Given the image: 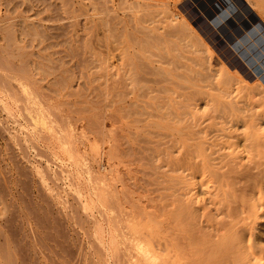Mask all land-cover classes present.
<instances>
[{"label": "rangeland", "instance_id": "obj_1", "mask_svg": "<svg viewBox=\"0 0 264 264\" xmlns=\"http://www.w3.org/2000/svg\"><path fill=\"white\" fill-rule=\"evenodd\" d=\"M105 1L102 0L101 3V0H67V2L59 0L57 1L59 10L54 11L52 8L49 9L44 2H41L43 3L41 5L36 0H0V29L6 26L5 28L15 27L18 31L15 40H12L10 44L6 39H1L0 36V50H5L2 55L8 54L6 55L7 59L12 60L16 66L23 67L24 64V67H28L24 68L25 74L30 73L26 75L32 78L41 89H44L49 100H51L49 101L50 108L55 112H59L61 120H64V124H66L67 131L72 133L75 131L74 137L81 140V143L77 142L81 153H79L80 151L78 153L66 152L65 155L64 152L68 150L58 149L57 144L50 143L54 141L50 139L49 143L55 151L52 147L50 150L47 147V149L39 147L43 150L38 149V152L37 150H30L27 152V157H29L26 159V155L18 150L20 146L17 149V146L10 139L12 136L19 134L20 128L18 125L19 123L25 125L24 118L18 115L17 107H11V104L7 106L11 107L8 109H12L13 114L10 116L11 111L3 108L4 104L6 107L7 102L0 103V231H3L1 241L5 242L4 240L8 238L9 243L13 244V253L18 248L24 249L27 252L25 254L27 255V263L25 264H50L53 259H58V257L48 253L47 247H41L40 242L46 239L44 237L45 232L50 234L53 232L50 229H55L54 227L59 223V226L63 225L61 229L67 227L62 229L68 241L65 240L66 247L75 239L74 242L81 250V256L86 257V259L82 257L83 260L88 261L91 258L90 261L93 260L94 262H91L96 263L98 261L95 262V259L98 260V256L94 257V255L101 252L103 260L99 264H112L109 248L111 238L109 232H107V229L109 231L107 222L110 217L109 208H107V202L109 201L106 202L105 200L100 203L98 201L100 199L97 200L95 198L97 196L94 194V197L92 193L97 190L95 187L106 189L105 192L109 193V186L113 183L112 180V183H108L110 178L107 172L110 173V166L107 163L106 156L108 155L109 145L105 146V142L108 141V131L112 128L111 118L116 111V107H119V110L122 109L121 116L130 128V130L127 129L128 127L126 128V139L129 142H124V150L128 149L127 146L130 144V150L128 149L126 152L132 154L136 161L135 164L131 165L135 166V170L131 167V171H134L135 176L132 172H130L132 173L131 177L130 175L127 176L130 179L134 176L132 180L126 179L130 183L127 184V187L130 192L139 193L137 196H147L149 199L147 201L162 197L160 195L164 197V195L166 196V194L172 192L169 191L170 189H167L169 193L166 189L164 190L165 186H168V177H172V174L174 177L179 174L178 176L184 177L187 183L190 181L187 172L182 173L181 169L178 171L179 167L184 166V163L180 165V162L176 166L175 172H178L177 174L172 172V167L166 165L168 164L166 161H169V157L172 155V144L175 141L172 136L176 135L175 138L179 142L180 136L182 140L187 137V143L192 146L193 152L202 148L207 154H212V158L216 159L215 163L219 164L223 155H227L235 149V143H241V140L236 138V134H243L244 130L240 128L236 132L237 130L234 127L241 126L242 120H264V19L258 16L256 11L244 0ZM106 3H108L107 6ZM123 3H125V7H127V3L129 5L132 3L134 6L137 3L142 8L152 6L147 7L146 14L143 12L137 13L138 17L134 20V17H130V12H127L126 9L124 11ZM102 4L105 5L104 10ZM132 5L129 7H133ZM122 9L125 13L122 12ZM108 12L111 13L110 16ZM56 14H59L64 20L58 22L46 20L48 16L54 17ZM112 16L115 18L113 19ZM109 19L111 22H109ZM120 19L124 21V24ZM183 21L189 25L191 34L188 32L189 30L185 31L183 29L184 34H181L180 37L178 31L174 28V24L180 25L183 24ZM117 22H121V24L119 25ZM21 23L24 25L23 27H20ZM36 25H41L40 31L46 33L39 34L36 37L27 34L33 29L39 31L37 29L39 26ZM183 31L179 30L181 33ZM185 35L187 39L184 38ZM180 43L181 45H179ZM176 48H180L181 51H177ZM190 50L192 53H190ZM9 56L12 58H8ZM204 57L208 59L206 60ZM27 69H29V72H27ZM213 74L214 76H212ZM120 79H123L124 83ZM118 80L120 81L118 82ZM130 80L134 81L130 82L131 85H129ZM116 82L119 85H116ZM225 83H229V85H225ZM194 84L197 85V88ZM233 90L235 92L230 94ZM171 93H174V95ZM117 94L121 99L120 101H124L120 106L114 107L113 101ZM244 94L246 96H243ZM2 105L3 107H1ZM59 105L62 107H59ZM250 107L252 108L250 109ZM239 120L241 123H236ZM175 125L178 129L175 128ZM97 127L99 129L103 127L107 139L104 137V145H101V158L98 157L97 162H95L93 157L95 154L92 151L91 153L89 148H91V143L95 144L94 141L100 139ZM81 130L85 133L83 134ZM94 131L95 133H93ZM8 132L9 134H7ZM248 132L250 133L249 130ZM92 133L93 135L90 136ZM83 135L87 138H84ZM99 144L102 143L99 141ZM179 144L177 146L181 147V142ZM257 146L252 151V155L253 152L255 155L264 153V144L260 143ZM173 150L175 151V149ZM78 154L86 160L78 158L80 156ZM244 156H246V153ZM70 157L72 160H70ZM133 158L131 157L135 162ZM84 161L89 165L88 168ZM80 162L83 165L79 164ZM96 163L97 165H95ZM98 164H100L99 169L101 171L96 170ZM44 167H51L50 172L52 173V170H54L53 173L55 174L57 171L56 175L58 176L59 173V177L53 179L51 176L55 175H52V173L49 176L50 172L48 174V170L46 171ZM39 169L45 173L43 174L42 171L41 173L36 172ZM89 170H92V172ZM88 171L91 175L94 173L93 178L88 175ZM95 172H101L99 174L106 176L105 179L102 177V182H96L95 177L98 176V173ZM94 175L96 176L94 177ZM47 176H49V180L45 178ZM90 177L92 178L91 181L89 180ZM135 177L138 180L134 179ZM206 180L209 182V177ZM163 181H167V183ZM72 182L75 186L71 185ZM197 183L198 181H196L198 186H194L195 191L202 195L206 190L204 189L206 186L202 187ZM103 185H106V188ZM206 185L208 184L206 183ZM61 196L62 199L60 200ZM203 197L205 198V196ZM37 206L38 208H36ZM50 210H52V213ZM259 212L261 218L257 219L253 232L254 239L257 241L255 243L264 247V207ZM98 213L100 214L98 215ZM61 214L63 217L65 216L63 220ZM47 219H49V222ZM58 219L60 220L57 221ZM38 222L42 225H36ZM63 222L64 224H62ZM95 222L97 223L96 227L102 228L97 230ZM100 223L102 226L98 225ZM33 224L36 226H33ZM48 228L50 233L47 230ZM59 228L57 226L56 230H60ZM101 229L103 233L102 241L104 242H102L103 244L99 243L102 245V249L99 250V246H97L99 244L96 241L100 240L101 242L99 234ZM93 230H97L96 236V231L94 233ZM98 234L100 237H97ZM94 241L95 243H93ZM47 244L58 247L55 245L56 243L49 240ZM92 247L96 252L92 251ZM39 251L43 257H47L49 254L48 258L45 257L46 260L48 259L47 261L44 260L41 254L39 255ZM29 258L33 260L28 261ZM83 260L82 263H84Z\"/></svg>", "mask_w": 264, "mask_h": 264}, {"label": "bare ground", "instance_id": "obj_2", "mask_svg": "<svg viewBox=\"0 0 264 264\" xmlns=\"http://www.w3.org/2000/svg\"><path fill=\"white\" fill-rule=\"evenodd\" d=\"M36 1L39 3L44 2V4L48 5L49 9L52 8V9H54V11L59 10L58 9L59 4H57V1H59V0H56V1L55 0H36ZM60 1H62V0H60ZM65 1L67 2V0H64V2ZM107 1L108 0H106L105 2H107ZM121 1H123V0H121ZM244 1L249 6H251L252 9H254L256 11L258 16H260L264 19V0H244ZM101 3H102V0H101ZM125 3H123L124 5H122V6L125 7ZM32 4H33V2H32ZM42 4L43 3H41V5ZM104 4H102V5H104ZM107 4L108 3H106V6H107ZM131 5H132V3L130 5L127 3L126 4L127 7H125V8L123 7V8H124V11L126 9L127 12H130L129 15H130V17H134V20H135V18L138 17L136 15L137 13L143 12L146 14V12H147L146 10L148 9L147 7L152 6V5L151 6L149 5V6H145L144 8H142L136 3L135 6L132 5L133 7H129ZM104 8H105V5L103 6V10H104ZM113 8H115V7H113ZM124 11L122 9V12H124ZM36 12H38V11H36ZM111 13H113V12L111 11ZM111 13L108 12V15ZM56 15L54 17L48 16V18L46 20L57 21V22L64 20V18L61 17L59 14L57 16ZM109 16H108V18H109ZM127 17H129V16H127ZM112 18H113V16H112ZM117 19H116V21H118ZM142 19H143V17H142ZM101 20H102V18H101ZM122 20H124V19L122 18ZM122 20L120 19V21H122ZM134 20H131V21H134ZM124 21H122V23ZM109 22H111V20ZM117 23L119 25L121 24V22L120 23L117 22ZM21 26L23 27L24 25L21 23L20 27ZM40 26L37 28V29H39V31H40ZM5 27L0 29V33H1L0 36L2 37L1 39H3V40L6 39L10 44V42L12 43V40L13 41L15 40L16 33L18 31L13 26H11L13 28H9V27L5 28ZM98 27H100V26H98ZM25 28H23V29H25ZM174 28L178 31V34H180V37H181V34H184L183 29L185 31L189 30V25L185 21H183V24H180V25L174 24ZM179 30L183 31V32L181 33V32H179ZM39 31L36 29H33L32 31L27 32V34L29 33V35L36 37L39 34L43 35L46 33L43 31H40L41 32L40 33ZM104 32H105V30H104ZM188 32L190 33L191 29ZM192 32H193V30H192ZM121 35H122V33H121ZM148 37H150V36H148ZM186 37L187 36L185 35L184 38H186ZM170 38H172V37H170ZM174 39H176V38H174ZM186 39H184V40H186ZM105 40H106V37H105ZM179 40H181V39H179ZM134 41H136V40L134 39ZM198 41H199V39H198ZM112 42H114V40H112ZM157 43H159V42H157ZM179 45H181V43ZM114 47L116 48L115 45H114ZM145 47H146V45H145ZM159 48H161V47H159ZM176 49H173V50L175 51ZM178 50L181 51L180 48H178L177 51ZM117 52H118V50H117ZM2 53H5V50H0V103L2 104V102L4 103V101H6L7 103H6V107H5V104H4V107H3V105L1 107L7 108V109L11 108L12 106L17 107L18 115H20L21 118H24V121H25L24 126L21 123H19L20 121L19 122L17 121L19 123L18 126L20 128V132H18L19 134H17V131H16L17 135H14L10 138V139H12L14 144L17 146V149L20 146L18 150H20L21 153L26 155V159L29 157V156L27 157V155H28L27 152H29L32 149L34 151L37 150V152H38L39 151L38 149L47 147L50 150L51 147L53 148V146H51L50 143H53L55 145L57 144L56 147L58 149L60 148V150H62V149L68 150V151H65L64 154L66 152H68V153L69 152H72V153L77 152L78 153L80 151V147L77 144V142L78 141L80 142L81 140L80 139L77 140L74 137L73 134H75V131L73 129L72 130L74 131V133H72L71 131L70 132L67 131V128L65 126L66 124H64V120H61V115L59 114V112H55L54 110H52L50 108L49 101H51V100H49L48 95L45 93L44 89H41L38 86V84L36 85L35 81L32 80V78H30L29 76L26 75V74H30V73L25 74L24 68H28V67H24V64H23V67L20 66L23 69L20 68L19 66H16L12 62V60L7 59L6 55H8V54L2 55ZM132 53H133V51H132ZM190 53H192L191 50H190ZM10 57L11 56H9L8 58H10ZM204 58H206V57H204ZM207 59L208 58H206V60ZM27 72H29V69H27ZM206 73H208V72H206ZM212 76H214V74ZM215 76H217V75H215ZM31 77H32V75H31ZM197 77H198V75H197ZM140 79H141V77H140ZM120 80H122L121 82H123V79H120ZM120 80H118V82ZM134 80H135V78H134ZM212 80H213V78H212ZM229 80H231V79L229 78ZM226 81H227V79H226ZM118 82H116V85H119ZM130 82H134V81L130 80L129 83ZM116 85H114V86H116ZM129 85H131V83ZM132 85H133V83H132ZM225 85H229V83L228 84L225 83ZM194 86H195V84H194ZM213 86H214V84H213ZM117 87H115V88L117 89ZM163 88H164V86H163ZM192 88H193V86H192ZM195 88H197V85L195 86ZM160 89H162V88H160ZM234 92L235 91L233 90L232 92H230V94H233ZM242 93H244V92H242ZM118 94H117V96H118ZM203 94H205V93H203ZM172 95H174V93ZM241 95H239V96H241ZM117 96H115V100L113 101L115 104V106L113 105L114 107H116L117 105L120 106L121 103L124 101L123 100L121 102L120 97L119 96L117 97ZM187 96H189V95H187ZM243 96H246V94H244ZM236 97H238V96H236ZM241 97H240V99L242 100ZM10 104H11V107H7ZM239 104H238V106H239ZM18 107H21V108L19 109ZM59 107H62V106L59 105ZM251 108L252 107H250V109ZM115 109H116V111L115 112L113 111L114 114L112 115V118H111L112 128L109 130L110 132L108 131V133H109L108 141L105 142V146L109 145L108 146L109 150L107 149L108 155L106 154L107 155L106 156L107 157V163L110 166V173L107 172V175L109 174L108 177L110 178V181L108 183H112V182L113 183H112V185L110 184V186H109V189H110L109 193H106L105 192L106 189H100V187H99V189L95 187V189H97V190H94L95 193H92L93 196H94V194H95V196H97V197L94 196L95 198H97V200L100 199V200H98V201H100V203H102L101 201H105V200H106V202H107V200L109 201V202H107L108 207L106 204L105 205L107 208H109V216H110L109 221L107 220L109 222V225H108V222L107 221L106 222H107V227L109 226V231L107 229V232H109V235H110L109 237L111 238L109 248H110V254H111L110 259L112 261V264H264V247L258 246V244L255 243L257 241H255V239H254V232H253L257 219L261 218L259 211L261 208L264 207V156H263L264 153L263 154L258 153L257 155H255L253 152V155H252V151H254V148L257 146V144H260V143L264 144V120H256V121L255 120L254 121L253 120H251V121L250 120H248V121L242 120L241 126L234 127L237 130L236 132H238V130H240V128L244 130L243 134H236V138L238 140H241V143H239V144L235 143L234 144L235 149L232 150L227 155H223L219 164L215 163L216 159L212 158V154H207L206 151L202 150V148H199V150H194V152H193V150L191 149L192 146L187 143L188 142L187 137L184 138V140H182L181 136H180L179 140L181 142V147H178L177 144H179L180 142L178 140H176V138H175L176 135L172 136V138H174V140H175V141L173 140L174 143L172 144V148L175 149V151L172 149V155H171V153H169L171 155L169 157L170 159L168 158L169 161L168 160H167L168 162L166 161V163H168V164H166V163L165 164L172 167V172H175L176 166L179 165L180 162H181L180 165L182 163H184V166L182 165L181 167H179L178 171L181 169L183 171L182 173L187 172V175L190 178V181L187 183L185 181L184 177H179L178 176L179 174H177L178 172H175L177 174V176L174 177L173 174H172V177L169 176L168 180H167L168 186L167 187L165 186V188H164V190L166 189V191H167V189L168 190L170 189L169 191H172V192L169 193V191H167L169 194H166V196L164 195V197H163V195H160L162 197H160V198L158 197V199H156L157 198L156 197L154 200L147 201V200H149L147 198V196H143V195L137 196L139 193H133V192H130V190H128L127 184H130V183H128V181H126V179L129 180L130 178H128V177H129V175L131 177L132 173L135 176L134 171L133 172L131 171V169L132 168L134 169L135 166L134 165L131 166V165L133 163L135 164L136 161L133 158L132 154L130 155L129 153L126 152L128 149L130 150V146H129L130 144L129 145L127 144L129 141H127L128 139H126L127 138L126 137V135H127L126 130L127 129L130 130V128L128 127L129 125H126V123L123 120V117L121 116L122 115L121 114L122 109L119 110V107L118 108L116 107ZM11 110L8 109V111H11ZM11 114H13L12 111L10 113V116H11ZM164 116H165V114H164ZM100 118H101V116H100ZM126 119H127V117H126ZM13 123L15 124L14 121H13ZM236 123H241V122L239 120V121H236ZM16 125H17V123H16ZM83 126H85V125H83ZM95 127H96V125H95ZM175 128H176V125H175ZM96 129H93V130H96ZM176 129H178V128H176ZM6 130H4V131H6ZM248 130L250 131V133L248 132ZM175 131H177V130H175ZM81 132L83 134L85 133V131H83V130H81ZM93 133H95V131ZM93 133L90 136H92ZM98 133L97 134L100 137V139L98 137H96V138H98L97 139L98 141L95 138V140H96V141H94L95 144L91 143L92 144L90 146L91 148H89V149H91L90 152L92 151L93 154H95V156H93L95 159V162H97L98 157L101 158V155H100L101 150H102L101 145H104V141H105L104 139L106 138L105 137L106 133L104 134L103 127H101V129H99ZM178 133H180V132H178ZM7 134H9V132ZM78 134L80 135V133H78ZM78 134H76V135L78 136ZM177 135H179V134H177ZM83 136H84V138L89 137V136H87V134H86L87 137H85V135H83ZM50 139L54 140V141L49 143ZM85 140H87V139H85ZM99 141L102 144H99ZM126 141H127V143H125V144L128 145L127 148L128 147L129 148L124 150L123 146H125L124 142H126ZM46 144H48V145H46ZM241 147H242V149H241ZM263 147H259V148L262 149ZM58 149H56V150H58ZM40 150H43V149H40ZM53 150H54V148H53ZM255 150L257 151L258 149H255ZM11 152H12V150H11ZM79 153H81V151ZM194 153H195V155H194ZM245 153H246V156H244ZM54 155H55V153H54ZM78 155H80V154H78ZM131 157L134 159L135 162H133ZM256 157L258 160L256 159ZM16 158H18V157H16ZM78 158H81V155ZM81 159H84V158L82 157ZM70 160H72L71 157H70ZM84 160H86V159H84ZM84 163H85V161H84ZM93 163H94V161H93ZM79 164H82V163L80 162ZM38 165H39V163H38ZM95 165H97V163ZM99 165L100 164H98V169H96V170H100ZM88 166L89 165H87V168H88ZM90 167H91V164H90ZM44 168H46V167H44ZM19 170H20V168H19ZM39 170L36 172L41 173V171H42L43 174L45 173L43 170H41V169H39ZM45 170L46 171L48 170L47 172L49 174L51 167L46 168ZM81 171H83V170H81ZM89 171H88V175L92 176V178H93L94 173H92V175H91V174H89ZM53 172H54V170H52V173ZM90 172H92V170ZM130 172H132V173H130ZM52 173L50 172L49 176ZM97 173L96 174L98 176L94 175V177L96 176L95 177L96 182L97 181L102 182V179L103 178L105 179L106 176L104 177V175L102 176L101 174H99L101 172H97ZM146 173H148V172H146ZM48 174L46 173V175H48ZM56 174H57V171L55 172V174L54 173L52 174L55 176H51V177L53 179H54V177H59V173H58V176ZM49 176H47L45 178H48V180H49L50 179ZM133 177H132V179H133ZM208 177L210 180L209 182L206 180V178H208ZM92 178L90 177L89 180L91 181ZM109 178L107 179V181L109 180ZM55 179H59V178H55ZM132 179H130V180H132ZM134 179H136V177ZM70 180H71V178H70ZM111 180H112V182H111ZM136 180H138V179H136ZM167 181H163V182L167 183ZM196 181H198V183L202 187L206 186V188H204L206 190H205V192L202 193V195H201V193L198 194L195 191L194 186L196 185ZM206 183L208 185H206ZM163 184H165V183H163ZM71 185H73V182ZM76 185H78V184H76ZM131 185H128V186H131ZM73 186H75V185H73ZM132 186H134V185H132ZM196 186H198V185H196ZM104 187H101V188H104ZM160 189H161V187H160ZM99 190H101L102 192H100ZM80 191H82V190H80ZM136 191L138 192L137 189H136ZM2 192H3V190H2ZM51 192H52V190H51ZM142 194H145V193H142ZM8 195H10V194L8 193ZM77 195H78V193H77ZM203 196H205V198ZM54 198H55V196H54ZM151 198H153V197L151 196ZM61 199H62V196L60 197V200ZM43 202H45V201H43ZM58 203H59V201H58ZM61 203H63V202L61 201ZM38 205L41 208L40 204H38ZM45 205H46V203H45ZM49 205H50V203H49ZM58 205H60V204H58ZM61 205H63V204H61ZM64 205H66V204H64ZM26 206L28 207V205H26ZM63 207H65V206H63ZM36 208H38V206ZM23 210H25V209H23ZM42 210H44V209H42ZM32 211H34V210H32ZM47 211H48V209H47ZM51 211L52 210H50V212ZM105 211H107V210H105ZM42 212H46V211H42ZM60 212H62V211H60ZM107 213H106V216L108 218ZM99 214L100 213H98V215ZM61 216H62V220H63V218L65 216L63 217L62 214H61ZM25 218L27 219V217H25ZM101 218H102V216H101ZM74 219H76V218H74ZM59 220L60 219H58L57 221H59ZM29 221H31V220H29ZM47 221L49 222V219H47ZM39 222L36 223V225L39 224ZM27 223H29V222H27ZM41 223H42V221H41ZM42 224H39V225H42ZM51 224H49V225H51ZM59 224L57 226L60 227L59 228L60 230H58V229L56 230V227H57L56 226V227H54L55 229H50V230H53V232H51V233L49 230V228H50V226H49V228L47 230H49L48 232L50 234L45 232L46 235L44 237H46V239L44 238L45 240L40 242L41 247L45 246L48 248V250H49V252L47 251L48 253H51L53 256L58 257L57 260L53 259L52 261L49 258V260L51 261L52 264H99L102 262L103 257H102V254H100L101 252L100 253L98 252L99 254L96 253L94 255V257L98 256V260L95 259V262L98 261L96 263H92L91 261H93V260L90 261L91 258L88 261L83 260L84 258L86 259V257L81 256V250H80L79 246L77 245V243L74 242L75 239L73 242L71 241V244L66 247L67 243L65 245V240L67 239V237H66V234L63 233V231H62V229H64L66 226L61 229V227H63V225L59 226ZM62 224H64V222ZM96 224L97 223L95 222V228H98L97 230L102 228V227H98V226L96 227ZM36 225L33 224V226H36ZM98 225L100 226L101 223ZM44 226H46V225H44ZM39 227L41 228V226H39ZM46 227H45V229H46ZM93 228H94V225H93ZM38 230H39V228H38ZM40 230H42V229H40ZM97 230H95L96 233L93 230L95 233V236L98 233ZM100 231L101 232L99 234L101 237L99 236V234L97 235V237L101 238V242H100V240L98 242L96 241V243H98V244L104 242V241H102L103 240L102 239V234H103L102 229ZM2 232L0 231V264H25V263H27V255H25L27 252L24 249H19L16 246L18 248V250L16 251L17 253L16 252L13 253L14 247L12 248L13 244L11 245L9 243V239L6 238L4 240L5 242L1 241V239H2L1 237H3ZM94 233H93V235H94ZM36 234H37V232H36ZM38 234H40V233H38ZM71 238H72V236H71ZM46 240H47V242L49 240L50 242L52 241V242L56 243L55 245L58 247H54V246L47 244ZM97 240H98V238H97ZM66 242H68V241L66 240ZM93 243H95V241ZM92 246H93V244H92ZM97 246H99V250L102 249L101 244H99ZM80 247H82V246L80 245ZM93 247H95V245ZM93 247L91 248L92 251L94 250ZM104 247H105V245H104ZM106 247H108V246H106ZM47 248H46V250H47ZM33 249H34V247H33ZM40 254H41V252L39 253V255ZM41 256H42V254H41ZM35 257H36V255H35ZM45 257L46 256H44L43 258L45 261H47L48 259L46 260ZM48 257H49V254L46 258H48ZM82 257H84V258H82ZM30 258L28 261L33 260V259L31 260ZM106 258H104V259H106ZM82 260L84 261V263H82ZM29 263H31V262H29Z\"/></svg>", "mask_w": 264, "mask_h": 264}]
</instances>
